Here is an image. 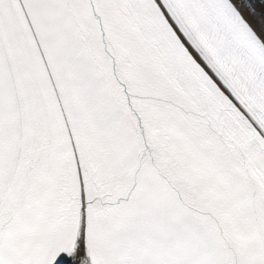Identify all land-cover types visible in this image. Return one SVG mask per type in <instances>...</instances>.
Masks as SVG:
<instances>
[{"label": "snow or ice", "instance_id": "obj_1", "mask_svg": "<svg viewBox=\"0 0 264 264\" xmlns=\"http://www.w3.org/2000/svg\"><path fill=\"white\" fill-rule=\"evenodd\" d=\"M0 264H264V0H0Z\"/></svg>", "mask_w": 264, "mask_h": 264}]
</instances>
